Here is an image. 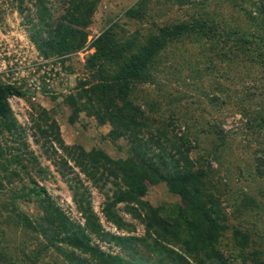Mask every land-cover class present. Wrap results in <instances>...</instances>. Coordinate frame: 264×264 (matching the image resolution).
I'll return each mask as SVG.
<instances>
[{
	"label": "rangeland",
	"instance_id": "1",
	"mask_svg": "<svg viewBox=\"0 0 264 264\" xmlns=\"http://www.w3.org/2000/svg\"><path fill=\"white\" fill-rule=\"evenodd\" d=\"M65 8V0H0V85L22 91L8 98L21 136L0 128V264H69L38 231L21 222V214H41L40 199L12 197L26 191L33 178L72 220L84 225L52 160L64 156L56 125L65 146L101 149L114 160L128 155L127 139L111 136V125L100 123L78 98L83 87L99 81V60L91 56L95 40L108 28L114 41L128 44L125 56L152 50L145 77L130 99L150 130L162 127L171 138L188 139L195 168L206 173L208 188L220 202V250L234 263L252 264L251 255L241 260L240 252L258 251L264 260V0H99L80 48L62 52L41 46V39L51 35L47 23L53 28ZM177 25L181 28L171 32ZM117 66L106 62L102 72L110 74ZM70 97L78 107L74 121ZM22 140L27 156L38 163H13ZM80 177L95 214L92 240L103 250L124 254L99 241V224L126 235L143 234V225L123 203L118 212L132 230L107 222L101 212L103 196ZM143 199L163 217L183 208L180 195L165 182L149 185Z\"/></svg>",
	"mask_w": 264,
	"mask_h": 264
},
{
	"label": "trees",
	"instance_id": "2",
	"mask_svg": "<svg viewBox=\"0 0 264 264\" xmlns=\"http://www.w3.org/2000/svg\"><path fill=\"white\" fill-rule=\"evenodd\" d=\"M98 2L65 0V11L54 21L53 28L52 22H46L51 35L44 39L36 36L35 41L39 43L41 39V46L62 52L80 48ZM180 28L177 25L171 32ZM95 43L96 51L91 58L99 60L96 71L100 78L93 87H83L78 98L100 123L111 125V136L127 139L128 155L114 160L101 149L85 151L80 145L65 146L57 136L55 120H52L56 125L55 138L64 156L50 158L72 191V199L84 218V225L72 220L48 196L46 187L33 178L26 191L12 197H38L41 214L34 218L21 214V222L38 231L69 264H239L227 258L218 246V238L224 229L220 202L208 188L206 173L195 168L189 156L188 139L176 135L171 138L162 127L150 130L139 105L130 99L135 84L145 77L144 70L152 50L125 56L128 44L114 41L111 28L97 37ZM106 62L118 66L114 72L104 75ZM13 95L20 96L22 91L11 85H0V128L20 137L8 104V98ZM67 103L71 121H74L78 113L75 98H68ZM21 145L22 151L15 147L20 152L13 154V163L20 167L36 163L34 156H27L30 153L27 142L22 140ZM80 174L103 196L101 212L107 222L120 230H132L131 223L118 212V205L123 203L127 213L143 225V234L128 231L126 235L104 230L99 224V241L113 244L125 251L124 254L103 250L92 240L90 222L95 214L89 188ZM158 182H165L170 191L182 199L183 208L171 218L161 216L143 199L148 186ZM241 253L238 256L241 260L251 255L252 264H264L258 251Z\"/></svg>",
	"mask_w": 264,
	"mask_h": 264
}]
</instances>
